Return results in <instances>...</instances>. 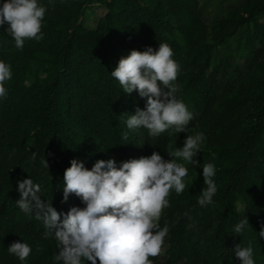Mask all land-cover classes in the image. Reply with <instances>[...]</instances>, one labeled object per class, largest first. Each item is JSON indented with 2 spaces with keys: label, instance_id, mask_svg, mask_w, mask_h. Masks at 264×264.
Instances as JSON below:
<instances>
[{
  "label": "trees",
  "instance_id": "1",
  "mask_svg": "<svg viewBox=\"0 0 264 264\" xmlns=\"http://www.w3.org/2000/svg\"><path fill=\"white\" fill-rule=\"evenodd\" d=\"M5 0H0V6ZM229 3L228 5H225ZM46 7L39 41L22 50L0 27V61L12 78L0 98V264H63L58 241L45 236L35 213L19 209L18 181L39 184L61 220L86 205L75 194L64 201V172L71 160L89 170L98 160L122 162L182 148L188 135L203 133L201 151L188 168L181 194L171 191L159 225L169 231L153 264H241L234 248L253 249L264 264V0H219L208 20L199 0H38ZM103 14L86 27L87 8ZM169 45L180 66L175 96L193 120L188 132L152 137L126 121L146 98L123 92L110 74L132 50ZM128 132V140L121 138ZM35 154V158L33 155ZM45 159L49 168L45 166ZM215 166L211 204L198 199L203 166ZM247 218L240 234L235 226ZM55 231V230H53ZM14 242L32 251L25 261L8 252ZM91 264V262H84ZM99 264V261H97Z\"/></svg>",
  "mask_w": 264,
  "mask_h": 264
},
{
  "label": "clouds",
  "instance_id": "2",
  "mask_svg": "<svg viewBox=\"0 0 264 264\" xmlns=\"http://www.w3.org/2000/svg\"><path fill=\"white\" fill-rule=\"evenodd\" d=\"M45 12L46 7L38 4V0H5L0 6V27L8 25L7 33L14 39L15 47L22 50L25 40L43 38ZM172 57V49L164 43L155 51L151 47L143 52L132 50L111 72L123 92L137 91L141 98H146L145 109L137 108L127 119L128 129L143 127L152 137H159L169 129H174L176 134L188 132L194 117L187 106L176 99L178 88L174 82L180 66ZM11 78L10 65L0 61V98H6L5 82ZM121 138L127 141L128 132H123ZM204 140L203 133L188 135L182 148L167 150L173 157L171 160L154 152L150 157L131 159L120 166L114 159L98 160L91 170L82 161L71 160V166L64 172V201L75 194L86 207H72L62 220L52 202L38 195L41 187L31 178L18 181L17 205L26 214L35 213V219L42 221L47 230L45 236L54 234L59 249L55 261L153 264L150 258L163 252L169 231L167 226L159 225L163 209L169 206L168 197L172 190L181 194L186 187L184 178L188 168L177 163L176 158L197 164L194 157L201 151ZM44 163L49 168L46 159ZM202 168L207 187L202 189L198 203L204 206L213 202L217 186L213 180L215 166L207 163ZM248 225L245 218L235 226L234 232L240 234ZM259 236L264 238V228ZM7 250L20 261H25L32 251L25 242H14ZM234 252L241 264H254L251 246L237 245Z\"/></svg>",
  "mask_w": 264,
  "mask_h": 264
},
{
  "label": "rangeland",
  "instance_id": "3",
  "mask_svg": "<svg viewBox=\"0 0 264 264\" xmlns=\"http://www.w3.org/2000/svg\"><path fill=\"white\" fill-rule=\"evenodd\" d=\"M206 2V5L204 6V19L208 20L211 15L214 12V8L216 7L217 3L219 2V0H199V3H203ZM229 3L225 4L228 5ZM103 9L101 7H94V8H87L85 9V13H84V22L83 24L86 27H90L93 23V21L95 20V18L101 16L103 14ZM262 20L264 19L261 18Z\"/></svg>",
  "mask_w": 264,
  "mask_h": 264
}]
</instances>
